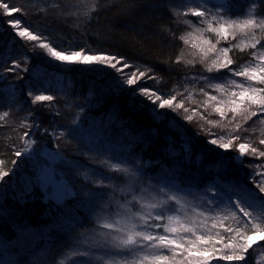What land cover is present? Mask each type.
I'll use <instances>...</instances> for the list:
<instances>
[{"label":"trees","instance_id":"trees-1","mask_svg":"<svg viewBox=\"0 0 264 264\" xmlns=\"http://www.w3.org/2000/svg\"><path fill=\"white\" fill-rule=\"evenodd\" d=\"M0 2L22 9L12 17L4 15L3 9H0V65L5 61L9 66L20 62L22 68H27V71L18 69V75L0 73V171L9 172V176L0 181V260L16 261L17 264H59L70 253L71 259L67 264H80L77 261L84 258L76 253L85 247H92L88 243L74 244L75 241L84 232L99 229L106 218L109 220L115 217L120 212L119 205L130 199L124 194V190L127 183L133 180H128V176L136 171L129 161L136 158L144 163L140 173L143 177L141 184L155 185L169 181L195 197L205 196L207 192L213 191L217 194L215 199L219 207H212L211 212L226 209L228 219L231 218L230 210H238L232 208L227 201L225 193L229 187L239 191L240 186H251L258 191L249 180V175L255 172L259 179V174L264 173V167H261L264 165V157L259 156V151L264 150V145L260 144V140L264 139V128L259 130V127H264V114L252 117L247 123H244V119H238L241 125L239 132L236 129H223L219 123H214L212 128L223 129H216V132L233 140L229 149H221L207 144L199 129L191 127V124L184 122L188 129L176 125V130L173 131L166 128L165 122L157 123L153 115L155 107L151 104L143 107L142 102L136 99L138 96L133 99L131 87L113 93L110 85L117 82L119 77L106 76L101 73L103 69L62 67L47 55L46 49L40 47L41 43H48L65 54H70L73 49H87L94 53H111L123 57L130 65L123 72H136L139 88L155 91L161 99L175 97L171 109L158 110L161 112L159 116L164 117L163 121H171L173 118L172 122H182L186 116L175 109L174 101L184 102L188 108L189 96L200 100L198 96L201 87L191 81L188 75L193 73L179 60L183 31L178 19L172 14V8L184 4V0ZM204 2L210 6L209 10L218 9L214 7L216 0ZM227 2L229 7L224 13L231 17H242L246 9H253L261 17L264 16V0ZM17 18L22 27L28 26L41 39L28 41L16 35L7 21ZM185 19L195 25L200 23L197 17L185 16ZM241 49L234 46L229 50V57L235 60L231 67L236 70H241L251 61L250 53L257 54L260 47L252 49L250 46H242ZM141 71L147 75L140 76ZM230 76L227 70H223L213 79L219 82ZM29 89L32 90V96L28 94ZM36 94L53 95L54 99L51 102L33 103ZM158 103L159 101L157 105ZM134 105L141 106L140 110H134ZM32 112L40 125V130L35 135L37 143L34 147L43 145L57 150L66 159L76 161V167L82 169L80 176L88 181L89 189L106 194L94 212L92 203L86 206L77 204L78 213L70 205L66 208V213L83 227L54 231V227L63 226L59 223L61 213L52 203L42 202L38 187L34 188L27 203L19 200L22 189L35 183L33 161L15 156L16 151L23 152L25 148L27 138H23V133L32 130L28 122ZM66 126H76L69 129L75 140L66 137V134L55 139L52 137V130ZM237 135L241 137L240 141L234 139ZM139 136L142 137V142L135 143L130 150L125 148V145ZM185 140L191 141V163L181 151V144ZM171 142L174 143L170 145ZM241 142L256 147L258 152L252 154L248 150L242 160L236 162L234 157L239 154L238 144ZM84 144L94 150L88 152ZM95 148L100 149L103 155H97ZM121 160L123 162L117 164ZM57 163L62 167L60 162ZM117 165L120 166L116 167ZM69 178L71 179L70 173ZM207 198L204 199L206 204ZM249 203L253 205L249 208L251 217L244 218L241 213L239 216L236 214L230 225L244 227L242 225L245 219H249L250 224L244 230L251 234V224L264 227V212L260 210L257 201ZM195 207L210 211L207 206ZM102 217H105L103 222ZM151 222L161 225L158 230L151 231L154 230V234L162 233L165 221ZM100 254L92 251L88 257L91 264L95 263L92 262L94 256L101 257L96 264L105 259L104 252ZM263 254L264 246L254 247L248 254L247 264H264V257L259 258ZM211 264L242 262L219 261Z\"/></svg>","mask_w":264,"mask_h":264},{"label":"snow or ice","instance_id":"snow-or-ice-1","mask_svg":"<svg viewBox=\"0 0 264 264\" xmlns=\"http://www.w3.org/2000/svg\"><path fill=\"white\" fill-rule=\"evenodd\" d=\"M214 7L221 10V16L217 20L218 27H213L210 23L207 27V31L215 33L218 37H223L227 40L229 29H239L245 37L249 35L252 37L250 47L256 49L258 45H261L264 48V45L261 44V39L256 38L257 30L264 31V16L257 18H247L244 20H223L224 10L228 9L229 4L227 0H216ZM0 9H3V13L6 16L12 17L15 13H20L22 11L19 7H10L6 2H0ZM193 16L204 18L206 17V11L193 10ZM223 20V22H220ZM10 27L16 31V35L20 38H26L28 41H37L41 39L39 35L33 34L28 26H23L21 21L17 19H12L7 21ZM250 30V31H248ZM235 38V37H233ZM219 41H217L218 43ZM184 43H188L187 40H184ZM203 44L209 46L207 48H201V52L204 53L205 57L209 51H215L216 45L212 43L211 40L204 39ZM40 47L47 50V55L53 58L57 62L62 64L72 65H92L98 66L99 68H111L115 70L118 74L119 80L114 82L113 85H110L111 91L113 93L118 92L122 89H127L132 87L137 82L136 72L124 73L123 69L130 67V65L124 61L123 57H117L111 53H94L90 50H71L70 54H65L64 52L57 50L55 46H50L48 43H41ZM193 48H196L197 45L193 44ZM229 48L225 47L218 50L220 52L221 58L214 59L212 61L211 67L207 69L209 73H212L214 70L219 73L222 70H227L231 75L237 77H243L248 83H239L237 87L239 91H232L230 97L227 100L217 99L215 95H209L204 88H201L203 94L208 98L209 101L214 102L215 111L219 113L221 118H225L230 112L233 114V119L237 115L244 116V123H247L249 119L257 116L258 114H264V87H257L256 85H264V52H261L257 55L255 52L250 53L251 61H258L253 67H246L242 70H236L231 66L235 63L233 58L229 57ZM243 49H241L242 51ZM27 59V57H25ZM179 63V61H177ZM120 65V67H118ZM27 71V68H22L20 62H15L11 66L5 61L0 65V73H16L17 70ZM147 75L146 72L141 71L140 76ZM2 78V77H0ZM208 79V87L214 88L216 91L223 92L225 90V85L222 83H212L210 78ZM235 83V82H233ZM134 92L132 93L133 99L135 96L139 95L145 99H149L151 104L155 107L156 111L153 115L159 119L160 111L164 109H171L173 107L172 99H161L160 95H157L155 91L149 92L144 89L132 88ZM28 94L33 95L32 90L29 89ZM14 96V93H13ZM155 97V99H151ZM175 97H173L174 99ZM53 95L47 94H36L34 95L33 103L35 102H44L53 101ZM157 101H159L157 105ZM252 106H255V110L252 109ZM177 108H183L182 104L176 105ZM141 106L134 105V110H140ZM7 115V113H5ZM190 120L191 117H188ZM28 122L31 124V129L23 133V138H27L32 144H36L35 139L36 132L40 130V125L38 121L35 120V113L32 112L29 114ZM123 123V121L121 122ZM103 126V124H102ZM76 126L70 127L75 128ZM69 127H64L59 130H52L51 135L55 139L61 134H66V137L75 138L72 136L69 131ZM241 130V125H236V131ZM47 131V130H45ZM236 141H240V136H235ZM83 144V141H80ZM142 142V137L135 138L130 144L125 145L126 149H129L134 146L135 143ZM174 142L169 143L170 145ZM210 143L212 145H217V139H211ZM233 144V140H229L227 143L219 144L221 149H229ZM260 144L264 145V139L260 140ZM84 147L88 152L94 150L93 147H89L87 144H84ZM191 141L185 140L181 144V151L188 157V162L191 163ZM250 150L252 154H256L258 149L252 147L247 143H239V155L244 157L247 151ZM97 155H103L100 149L95 148ZM59 154V152H54ZM83 154V153H81ZM15 156L21 157L22 152L16 151ZM62 158L59 161L48 160L41 164L38 169V175L34 177L35 183L30 184L29 186L22 189L19 194V200L21 203H27L28 200L33 195L34 188L38 187L41 192V199L44 203H52L56 210L61 213L60 224L62 227H54L53 230H62L67 227H72L75 230L76 227H83L75 221L70 215L66 213V208L70 205L73 209H76L78 213L79 209L76 208V205H87L92 203V211L94 212L96 208L105 199V192L103 191H93L89 189L88 181L85 178L80 176L82 169L77 168L76 161L66 159L64 156L60 155ZM259 156L264 157V150L259 151ZM57 162L62 164V167L58 165ZM123 161H117V164L122 163ZM132 167L136 170L132 173L136 179V186L133 191L141 193L145 197L152 199V202L147 205L152 211L145 215H139V220L143 221L142 224H137L133 219L127 228L117 227L114 224L104 223L102 227L110 231L120 233L119 237H113L112 241L105 239L102 242L98 241V248L89 249L85 247L83 250L76 253L77 256L83 257L77 262L80 264H91L90 255L93 250L98 251L103 249L104 254L109 257L108 264H209V257L214 255L217 251H222L223 254L218 257L220 261H236L242 262V264H247L248 254L251 249H253L257 239L264 241V227H261L259 224H251V234L248 231H245L244 228L248 227L250 224L249 219H245L244 227H237L236 229H225V232H234V235L228 237V242L223 244V249H216L215 244H220L223 242L224 237L217 239L213 243V247L202 248L198 245H205L212 242L211 236H205L203 234H198L196 232V221L192 220L191 222H182L177 215L174 213L177 211L175 207L176 204H179L180 201L175 195L164 194L163 198L160 201H157L152 194L155 193L156 196H159L161 193H165L163 187L152 188L150 191H144L147 185L141 184L140 180L143 177L140 176V173L143 170L144 163L140 158H136L129 161ZM15 163V161H13ZM150 164L151 161H148ZM256 167V166H253ZM261 167H264L262 165ZM67 169L68 171H65ZM69 173L71 179L69 178ZM260 178L257 179V173L253 172L249 175V180L255 184V188H258L256 191L254 188L249 186L245 188L240 186L239 191L235 188L229 187L227 195V201L231 204L232 208L238 209L240 213L243 214L244 218H250L251 213L249 208H252L253 205L249 201H257L260 205V210L264 212V173H260ZM9 176L8 171H0V181H3L5 177ZM79 181V183H76ZM230 193V194H229ZM233 197L235 199L233 200ZM142 207L144 205H141ZM211 211L212 207H219L216 199L207 202L206 205ZM198 215L205 217L207 219L206 213L201 210L198 212ZM235 216L236 213L233 212ZM167 217L168 223L163 226L165 233L175 234L183 233L185 235H180L179 238H173L170 235L164 234H154L152 229L158 230L161 225L159 223H152L151 221H163ZM203 224V221H201ZM213 229L216 228V224L211 225ZM186 234H191L195 237L194 240L188 239L187 246H185ZM158 248L159 252L155 254H141L144 253L145 249ZM170 252L171 255L166 254ZM0 264H17L16 261H3L0 260Z\"/></svg>","mask_w":264,"mask_h":264},{"label":"rangeland","instance_id":"rangeland-1","mask_svg":"<svg viewBox=\"0 0 264 264\" xmlns=\"http://www.w3.org/2000/svg\"><path fill=\"white\" fill-rule=\"evenodd\" d=\"M208 8H210V6H208L206 2H204V0H184V4L181 3L175 9L172 8L173 10L172 14L178 19L179 24H181L182 26V31H183L182 32L183 35L181 37V43H180L181 52H180L179 60H181V62L184 63L185 65L184 67H186L188 70H190L193 73V74H190L192 76L188 75L191 81H193L197 86L201 85V87H199L200 95L198 96L200 100L197 97L189 96L190 98L188 97V100L190 101L187 100L188 108L185 106L184 102L182 103L180 101L178 103L174 101L175 109H179L177 111H180L181 114H184L186 116L184 118L185 121L182 120V122H178L174 120L172 122L173 118L171 121H167V119L163 121L164 117L162 116H159V119H157L156 117L154 119L157 123L163 124V122H165L164 125L166 126V128L171 129L173 131L176 130V125L182 128L183 127L187 128L185 124L186 123L191 124L190 125L191 127L199 129L198 131L202 133L203 137L207 141V144L212 145L210 143V140L214 138V139H217V145L215 146H218L219 144L227 143L230 140V139H227V137H225L223 134L220 135L221 133L219 131L223 129L235 130L236 125L240 124L239 120L243 121L244 116L237 115L235 119H233V114L229 112L225 118H221L219 113L215 111L214 102L208 100V98L201 91V88H204V90L207 91L209 95H215L217 99L227 100L230 97V93L232 91H239L237 84L239 83L247 84L248 82L244 80L243 77H237L231 74H230L231 75L230 78H227L226 80H222V81L219 80V82H216L213 79V77H215L216 74L218 73L215 70L212 73H209L207 69L211 67L212 61L214 59L221 58L220 52L218 50L223 49L225 47L230 49V48H233L234 46L236 49L238 48L241 49L242 46L249 47L252 37L250 35L248 37H245L244 34L239 29H229L227 40H225L223 37H218L215 33L207 31V27L210 23L212 24L213 27H218L217 20L221 16L220 9H217L216 11H211ZM193 10L206 11L207 15L204 18L193 16L192 15ZM245 11L246 12H244L242 17H231L229 14L224 13L223 20H244L247 18L259 19L261 17V15H258L257 13H255L253 9H248V10L246 9ZM217 13H219L220 16ZM185 16H192L195 18L197 17L198 19H200V23H197V25L192 24L185 19ZM223 20H221L220 22H223ZM256 38H260L261 44L264 45V41H263L264 31L257 30ZM204 39L211 40L212 43L216 45V50L209 51L207 54V57H205L204 53L201 52L200 50L201 48L209 47L203 44ZM184 40H187L188 43H184ZM217 41L219 42L217 43ZM193 44H196L197 47L193 48L192 47ZM257 47H260L259 52L257 53L258 55L261 52H264V48H262L261 45H258ZM53 61L55 63L57 62L55 60ZM57 63L62 67L82 66L88 69H91V68L100 69V70L103 69V71L101 70V73H104V75L106 76L112 75L114 78L118 77V74L115 70L111 68H107V67L99 68L98 66H92V65H80V64L66 65V64H62L61 62H57ZM256 63H258V61H249L246 63V65H244L241 68V70L246 67H253L256 65ZM118 67L120 66L118 65ZM226 77H229V76H226ZM206 78H210L212 80V83L224 84L225 90L223 92H219V91H216L214 88L208 87L207 86L208 79ZM256 86L258 87L259 85H256ZM132 88H136V89L139 88L137 82L134 86L131 87L130 89L131 94L134 92ZM137 96H138L136 98L137 101H141L143 107H145L147 104L149 105L151 104L149 99H145L143 97H140L139 95ZM178 104H182L183 108H177L176 105ZM253 107L254 109L252 110H255V106H252V108ZM155 111L156 110H154L153 112ZM188 117H191V119L189 120ZM184 122L186 123L184 124ZM214 123H219V126L223 129L219 128L220 129L219 130L218 128H215V129L212 128L214 126ZM263 128L264 127H259V130L262 131ZM213 129L215 132L212 131ZM216 129H218L219 131L216 132ZM43 152H45V155L43 154ZM54 152H58V151L55 149L47 148L46 146H43V145L40 146L39 148H36L34 147V144H32L29 140L25 139V148L22 152V157L33 161V164L35 165V176L34 177H36L38 175L39 166L43 164L44 162H46L47 159L58 161V159L61 158L59 156L60 153L57 154ZM119 166L120 165H117L116 167H119ZM113 167H115V165H113ZM128 177H129L128 180L130 178L131 180L133 178V180L127 183V188L124 190V194L128 195L130 199L126 201V203L119 205L120 212H117L115 217L109 220L106 218V220H104L105 221L104 223L114 224L117 227H121L125 229L127 228V226L130 225L133 219L135 220L137 224H142L143 221L139 220V215L147 216V214L152 211L150 208L147 207V205L152 202V199L145 197L141 193H137L133 191L134 187L136 186V178L132 176V174ZM144 185H147L144 191H150L152 188H160V187H163L165 189V193H161L159 196H156L155 193L152 194V196L157 201H160L163 198L164 194L175 195L177 199L180 201V203L175 205V207L177 208V211L174 214L177 215L182 222H191L192 220H195L196 221V232L198 234H203L205 236L212 237V242H210L209 244H205V245H198V247L211 249L213 247V243L215 240L220 239L221 237H224V240L222 243L215 244L216 249H223V244L228 242V237L234 235V232H231V233L225 232V229H236L237 228L234 225H230V223L235 217L233 215V212H235L239 216V213H240L239 210H230L231 213L229 217L231 218L228 219L226 218L228 214V212L225 211L226 209H221V210L217 209L211 212V211H208L207 208L201 207V206L207 205L204 201V199L207 198L206 196H208L207 201H210L217 196L215 192L210 191V193L207 192L206 193L207 195L205 196L195 197L189 194V192L179 189L175 183L169 182V181H166V182L163 181L155 185L149 184V183L144 184ZM141 205H144V206L142 207ZM195 206H200L201 208L195 207ZM201 210H203L206 213L207 219H205V217H201L198 215V212ZM103 219H105V217L104 218L102 217V222H103ZM164 221L166 224L168 223L167 217H165ZM201 221H203V224H201ZM104 223H102L99 226V229L97 230L90 231V232L88 231V232H84L83 234H81L80 238L78 237V239L75 241L74 244L88 243L90 245V248L92 247V249H95V248H98V241L102 242L103 240L107 239L111 242L113 237L120 236V233L118 232L104 229L102 227ZM213 223L216 224L215 229L211 227ZM161 229H162V233L160 232L158 233L156 232V233L173 236V234L165 233L163 230V227ZM180 235H185V234L178 233V234H175L173 238L178 239ZM188 239L194 240L195 237L191 236V234H186L185 246H187ZM257 246H260V247L264 246L263 241H260L259 239H257V241L254 244V247H257ZM159 251L160 249L158 248H152L150 250L145 249L144 253H141V254L142 255L145 253L155 254ZM71 252H73V250ZM94 252H100L101 253L100 255H102L104 251L101 248L98 251L93 250V253ZM166 253L167 254L169 253L168 255H171L170 252H166ZM222 254H223L222 251L215 252L214 255L209 257V264H211L212 262H219L220 260L218 259V257ZM262 257H264V254L262 256H259V258H262ZM103 258L105 259L100 261L99 264H108V261L110 258L107 257L106 255ZM70 259H71V254L68 253L65 257L61 259V262L59 264H67L70 261ZM98 259H101V257L94 256L92 262H95V263H92V264H96ZM233 262L236 263V261H233Z\"/></svg>","mask_w":264,"mask_h":264},{"label":"water","instance_id":"water-1","mask_svg":"<svg viewBox=\"0 0 264 264\" xmlns=\"http://www.w3.org/2000/svg\"><path fill=\"white\" fill-rule=\"evenodd\" d=\"M234 159H235L236 162H240V161L242 160V157H241L239 154H237V155L234 157Z\"/></svg>","mask_w":264,"mask_h":264},{"label":"bare ground","instance_id":"bare-ground-1","mask_svg":"<svg viewBox=\"0 0 264 264\" xmlns=\"http://www.w3.org/2000/svg\"><path fill=\"white\" fill-rule=\"evenodd\" d=\"M46 152V151H45ZM45 152H43V154L45 155Z\"/></svg>","mask_w":264,"mask_h":264}]
</instances>
